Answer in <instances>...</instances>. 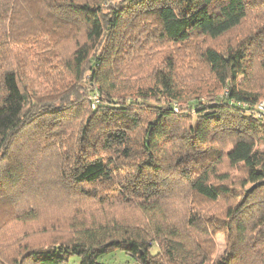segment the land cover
<instances>
[{"label":"trees","instance_id":"trees-1","mask_svg":"<svg viewBox=\"0 0 264 264\" xmlns=\"http://www.w3.org/2000/svg\"><path fill=\"white\" fill-rule=\"evenodd\" d=\"M3 43L0 264H264V0H0Z\"/></svg>","mask_w":264,"mask_h":264},{"label":"rangeland","instance_id":"rangeland-1","mask_svg":"<svg viewBox=\"0 0 264 264\" xmlns=\"http://www.w3.org/2000/svg\"><path fill=\"white\" fill-rule=\"evenodd\" d=\"M41 38H43L42 36H37V39L34 42V39H31L30 41H28V44L26 45H11V52H14L18 54L19 57H17L18 59H22V60H26L27 61V68H29V66L31 65L32 62H35L36 59L33 56L34 52H41L42 54H44L47 58V60H51L53 61L54 58H51V54L48 53V49L45 47V45L42 43V41L40 40ZM6 41V39H4ZM6 43L8 44V42L6 41ZM8 51V52H6ZM43 55V56H44ZM5 56L9 59L12 58V55L9 53V48L7 49L6 46L4 45H0V71H2L3 69H8L11 68V62L9 61H3ZM42 56V57H43ZM16 57V55H15ZM7 60V59H6ZM20 69H22V65L19 66ZM25 69V67H23ZM23 69V70H24ZM27 72H29V70L25 69L24 70V74L25 76L27 75ZM30 74H32L31 72H29ZM28 76V75H27ZM35 76V75H34ZM34 76L32 78H34ZM260 78H262L261 73L257 72V80H261ZM239 80H242V77L239 78ZM258 83V82H257ZM264 101V99H261ZM34 128L32 125L28 126L24 132L26 134L32 135V133L34 132ZM32 139H34V141H39L40 139L38 137H35V134L33 135ZM32 143H36V142H31ZM258 148L260 149H264V140L263 138H261L258 143H257ZM33 147V145H32ZM239 174V173H236ZM47 180V179H46ZM44 180V181H46ZM57 180L58 177L54 176L52 177L49 181L44 182L45 184V188L48 194L51 195L52 200L56 201L58 200V202H62L65 199L64 198H69V199H79L82 195L80 191H78V189H70L67 187H63V186H57ZM42 190H44V187H39L37 189V192H41ZM240 193V191H239ZM81 195V196H80ZM175 198L173 199V202H177V210L179 212V215L183 213L184 210H186V202H188V199L182 198V195H178L177 192H175ZM56 206L55 203H53V207L51 208L52 212H56ZM45 207L47 208V205H45ZM58 207V206H57ZM196 206H194L195 208ZM49 211V210H48ZM214 241H215V250L213 253V258H216L219 254H221V252L223 251V248L225 246V235L223 233L217 234L214 236ZM157 250V247L154 245L152 247V252L155 253ZM73 258H77L75 255L70 256V259ZM123 259H125L123 261ZM127 260L130 264H135V261L132 257H130L129 255H127L124 251L122 250H115L113 252H109V253H105L102 254L101 256L98 257V261L101 263H107V264H127Z\"/></svg>","mask_w":264,"mask_h":264},{"label":"built area","instance_id":"built-area-1","mask_svg":"<svg viewBox=\"0 0 264 264\" xmlns=\"http://www.w3.org/2000/svg\"><path fill=\"white\" fill-rule=\"evenodd\" d=\"M98 98L94 97V101H97ZM255 112L257 114L258 117L260 118H264V101L260 100L256 106H255Z\"/></svg>","mask_w":264,"mask_h":264},{"label":"crops","instance_id":"crops-1","mask_svg":"<svg viewBox=\"0 0 264 264\" xmlns=\"http://www.w3.org/2000/svg\"><path fill=\"white\" fill-rule=\"evenodd\" d=\"M125 259H123L124 261ZM63 264H81L79 262V259L78 258H73V259H69L67 262L63 263ZM107 264V263H106ZM127 264H130L127 260ZM136 264V263H135Z\"/></svg>","mask_w":264,"mask_h":264}]
</instances>
